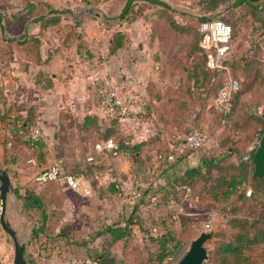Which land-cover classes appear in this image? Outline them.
<instances>
[{
	"label": "crops",
	"instance_id": "0c3cea01",
	"mask_svg": "<svg viewBox=\"0 0 264 264\" xmlns=\"http://www.w3.org/2000/svg\"><path fill=\"white\" fill-rule=\"evenodd\" d=\"M29 1L38 0H0V6H13L12 12L8 7L7 13L0 11L10 17L21 14ZM40 13L44 12L34 15ZM52 15L55 14L44 19ZM60 15L58 20L45 26L41 24L44 19L37 23L29 22L30 19L24 21L23 31L27 27L28 36L19 40H13L12 36L23 34L10 33L9 20L2 17L5 30L0 29V167L6 169L13 186L6 200L5 218L24 245L28 264H69L72 257L82 260L88 256L95 257L98 264H123V260L128 264L127 246L136 231V223L127 240L113 243L105 229L116 221L123 225L124 218L132 212V203L111 190L112 173L127 177L135 173L137 162L123 151L117 155L99 153L94 144L102 139L100 133L91 126L85 132L80 131L84 116L98 112L91 77L100 74L116 81L130 78L153 104L150 116H144V109L133 110L128 121L120 123V130L114 133L118 139L130 136L140 141L157 132L156 139L144 144L140 153L146 162L147 155L151 160L148 165H141L144 170L137 172L141 187L146 189L153 179V184L157 180L155 155L159 149L168 153L166 167L174 164L166 170L167 174L196 165L199 159L198 154L176 140L183 131L182 126L166 121V104L175 95L170 92L189 96L184 85L187 65L171 57V42H163V36L171 31L162 17H152L145 24L127 23L119 27L126 33V43L109 53L113 31L107 36V29L101 28L94 18L79 23L69 14ZM65 15L73 22L61 24ZM74 25L82 31V39L91 51L88 57L83 49L78 51ZM165 27L169 31H164ZM99 35L106 37L102 43L98 42ZM263 54L264 51L260 56L262 62ZM16 119L40 125L41 147L26 144L19 137ZM100 123L106 126L109 121L104 119ZM70 137L75 144L90 145V151L75 157L81 159L83 166L98 162L103 168L91 165L90 173L70 172L79 178V190L70 188L63 179L36 182L34 175L39 170L60 160L57 155H63L65 144L71 143ZM30 194L40 198L41 209L46 214L43 229L35 234L34 228L39 226L41 218L40 210L24 206L23 197ZM1 246L0 235V264H13V255Z\"/></svg>",
	"mask_w": 264,
	"mask_h": 264
},
{
	"label": "rangeland",
	"instance_id": "374dc122",
	"mask_svg": "<svg viewBox=\"0 0 264 264\" xmlns=\"http://www.w3.org/2000/svg\"><path fill=\"white\" fill-rule=\"evenodd\" d=\"M124 1L125 0H38L34 1L36 5L34 13L40 11L47 12L51 7L70 8L73 11H76V17H74V19L79 20V23H81L82 20H92L93 18L91 13L85 11V8L93 7L102 10L109 15H115L119 12ZM166 1L181 9L191 10L199 14H209L201 12L199 0ZM144 2L145 1H137L131 6L132 9L129 17L132 18L130 20H106L102 16H98L94 19L98 22L97 24H99L101 28L104 27L107 29L106 35L108 36L112 31L114 32L124 24H145V22L152 17H160V6ZM228 2L222 4L216 10L222 8ZM46 6H49V8ZM7 7L8 6H0V9L7 13L5 9ZM8 10L12 12L13 6H9ZM216 10L210 13H214ZM223 14H221L220 17L226 20ZM36 15L38 14H35L34 16ZM174 18L180 22H191L194 25H197V20L193 16L174 12ZM8 20L10 33L23 34L24 23L17 21V15L13 17L9 16ZM70 22H73V20L69 15H65V18L61 20V24L64 25L70 24ZM252 29V22L249 19L243 18L238 38L232 42V54L236 52L239 54L242 51L253 53L255 49L253 43L257 42L256 58L261 61L262 70L264 71V62H262L260 58L264 51V47H261V43L264 41V30H255L253 34H250ZM163 30L169 31L170 29L168 30L167 27H165ZM170 31L171 32L163 36V42H171V47L173 49L169 50L172 52L171 57L177 58L181 63L186 62V64H189V53L192 39H190V36L187 33ZM99 37L100 39L98 40V37L94 36V39L98 40L99 43H102L106 38H103V35H99ZM250 39L255 41L250 42ZM237 42H239L238 46L236 45ZM231 60L232 58L226 63L228 66L227 71L217 70L211 76L205 75L203 78L202 76L198 77L197 81H194L196 76H190L189 80L184 82L186 88L185 91L188 92L189 95L188 98L184 96L185 94L182 95L179 91L171 90L172 92H170V94L173 93L175 95H172L171 102L166 104V109L168 111V118L166 121L171 120V123L176 126H182L181 129H183V131L179 134L176 140L182 141L183 145V137L188 130L194 126H200L203 129L205 137L199 147L189 149L184 145L185 148L198 155L200 153L211 154L214 152H220L227 144L228 146H233L234 144L229 142L230 139L225 140L226 133L230 132V129H232L230 125H232L237 118H243L242 114L255 112L254 110L260 111L264 105L263 81V83L257 87L247 89L240 94L239 101L237 100V102H239L237 109L239 117L233 115V120H228L227 116L224 115L227 111H220L217 108L214 98L217 95L218 89L225 80H227L229 75L233 76V74H235L237 76L240 73V70L237 67L235 72L231 70ZM197 74L199 73H196V75ZM199 80L200 82L202 80V82L197 83ZM176 83L178 82H175L174 84ZM241 87L242 85H240L239 90ZM157 99L160 98L157 97ZM95 108L97 109L96 96ZM152 109L153 104L151 103L148 109V116H150V111ZM101 114L108 116L106 113L101 112ZM147 115L144 114V116ZM111 136L118 140L117 134H112ZM245 136V133L241 131L237 134H233L232 138H235L234 141L241 140V153L244 154V156H247L249 152L253 150L251 145L258 141L259 138L254 134L251 139L242 141ZM70 139L71 143L65 144V149L63 150L62 155L63 157L57 155L60 160H55V162H58L65 171L75 174H84L92 172L91 165L97 166L100 169L103 168L104 165L98 162L96 165L95 163H87L83 166L81 159L75 157H82L86 152L90 151V145L84 142L75 144L71 137ZM161 150L162 149H159V152L164 154ZM90 154L93 155L91 152ZM155 156V158H157V155ZM150 161L151 160H148L147 163ZM137 176L139 180V175L137 174ZM189 188L190 190L187 193L185 190H180L178 198H172L167 202L163 201V199H159V197L147 198L148 200L146 203L141 206L140 214H142V216L140 217L139 215L136 221V231L133 232V236L128 242V264H176V261L185 251L190 240L196 236L200 230L209 227L214 228L215 233L213 239L209 241V258L204 264H236L232 258L228 259V261L223 260V256L219 251L220 245L223 242L233 240L235 233L239 230L240 225L238 222L233 223L231 220L234 216L235 218H241L242 220L246 218L248 222L257 220L259 225L264 226L263 199L260 197H252L242 201L236 198H228L227 200L222 201L216 200L209 194L205 193L199 183H195L194 187ZM167 223H171L176 239L179 240V246L173 248V243L168 242L166 244V251L171 250V252H174L166 255L161 260V263H159V260L157 259V254L160 252L158 238L165 231V224ZM0 235L2 250L13 255L12 238L1 225ZM243 252L244 255L248 257L251 264H264V242L251 243L244 247ZM121 262H123V264L126 263L124 260Z\"/></svg>",
	"mask_w": 264,
	"mask_h": 264
},
{
	"label": "trees",
	"instance_id": "16d2710c",
	"mask_svg": "<svg viewBox=\"0 0 264 264\" xmlns=\"http://www.w3.org/2000/svg\"><path fill=\"white\" fill-rule=\"evenodd\" d=\"M228 1L230 0H199L200 10L203 13H210ZM25 7V12L13 15H17V21L19 22H24L34 16V11L36 9L35 3L29 1ZM46 7L49 8V6ZM131 9L132 7L128 9L123 20H130L132 18L129 17ZM0 14L5 20L9 17L1 11ZM223 15L226 18V20H224L230 24L232 29L231 43L238 38L243 18L249 19L252 22L253 29L250 34H253L255 30H264V0H244L241 4L229 9ZM60 16V14L52 15L44 19L41 24L42 26H45L58 20ZM160 17L167 21L170 30L187 33L190 36V39H192L189 53V64H186V81L189 80L192 75L196 76L194 81H197L198 77L202 76L203 78L205 75L211 76L217 71L206 65L205 53L199 45L200 34L197 26L198 22L197 25H194L191 22H180L174 18V12L163 7L160 8ZM73 34L79 39L77 43L78 51L83 49L86 56H90L91 51L86 46L84 39H82V31L76 29V25H74ZM126 40V33L123 30H115L112 34L111 41L108 44L109 53H113L120 47L124 46ZM251 41L254 42L255 40L250 39V42ZM253 44V47H255L253 53L242 51L239 54H237V52L232 54L231 48L225 60V63H227V61L232 58L231 70L233 72H235L236 67L239 68L240 73L237 76L233 74V76L238 79L239 87L242 85L241 89L239 90L238 88L234 93L231 101L232 104L224 114L227 116L228 120H233V115H239L237 112L239 102H237V100L239 101L240 94L247 89L257 87L264 81L262 63L256 58L257 42H254ZM236 45L238 46L239 42H237ZM196 73L199 74L196 75ZM201 82L199 80L197 83ZM150 104L151 101L148 98L144 107L145 115L148 114ZM254 111L255 112L242 114L243 118L238 116L239 118L230 125L232 129H230L231 131L229 130L230 132L226 133L225 140L230 139L229 142L234 144L233 146H228L227 144L220 152H214L211 154L200 153L196 165L186 166L181 168L178 172L171 171L167 174L165 173L166 170L172 168L174 164H168V167H166V164L164 163L168 161V153L163 154L158 151L156 153L157 165L155 167V169H158V172L155 170V175L157 173L156 182L154 184L153 182H150L146 189H143L139 184L137 176V188L140 190L141 195L134 200H128L132 203V212L128 217L124 218L125 223L123 225L120 224V221H116L108 225L105 229L109 233L110 242L113 243L119 239L127 240L132 235V225L136 223L140 215V206L146 203L148 197H159V199H163V201L167 202L172 198H178L180 190H184V185L194 187L195 183H199L201 188L204 189V192L216 200L225 201L228 198H236L245 201L252 197H260L264 201V179L253 175L254 164L252 157L254 150H251L247 156H244V154L241 153V140L234 141L235 138H232L233 134H237L241 131L246 135L242 141L251 139L254 134L257 138H260L261 135L264 134V105L260 111ZM99 113L101 114L99 111L87 113L84 116V120L79 125L80 131L85 132L88 127L91 126L94 127L95 131L100 133L102 138H106L120 130V121L116 114H108V116H104ZM104 119L109 121V124L106 126H102L100 123V120ZM17 121H20L21 127L25 131H28L32 125V123H28L23 119H16L15 123ZM16 133L26 144L35 147L42 146V143L40 142L41 135L36 140H32L25 134L20 135L17 127ZM156 137L157 132L140 141L132 140L130 136L129 138L127 137L125 139L117 140L119 150L130 154L134 162H137V167L133 170L136 174L144 170V168L141 167L142 164H149L140 156L142 146L146 143H151ZM179 142L182 143V141ZM147 156L146 160H150V156ZM117 176V174L112 173V178L110 180L111 190L122 196L121 191L116 186ZM23 199L26 208L40 210L41 221L39 226L34 228V234L38 233L43 229L46 218L44 210L41 209L43 204L40 198L34 194H30L27 198L23 197ZM231 220L233 223L238 222L240 226L238 232L235 233L233 240L223 242L220 245L219 251L223 256V260L228 261V259L232 258L236 264H251L248 257L244 255L243 249L251 243L264 242V226L259 225L257 220L248 222L246 218L242 220L241 218H235V216ZM158 241L160 252L157 254V259L159 260V263H161V260L166 255L174 252H171V250L166 251V244L168 242L173 243V248L179 246V240L176 239L171 223L165 224V231L159 236Z\"/></svg>",
	"mask_w": 264,
	"mask_h": 264
},
{
	"label": "built area",
	"instance_id": "2783aa9c",
	"mask_svg": "<svg viewBox=\"0 0 264 264\" xmlns=\"http://www.w3.org/2000/svg\"><path fill=\"white\" fill-rule=\"evenodd\" d=\"M197 26L200 34L199 45L205 53L206 65L214 70L227 71L228 66L225 60L232 48L230 24L220 16H214L209 20L198 22ZM91 83L96 96L97 110L109 115L116 114L120 123L127 122L133 110H142L147 103V95L137 89L130 78L116 81L104 75L93 74ZM238 88V79L229 75L215 97L216 106L220 111H227L230 108L232 97ZM16 127L20 135L25 134L32 140H36L41 135V127L36 123L32 124L28 131L21 127L20 121L16 122ZM204 137L203 129L200 126H194L184 134V145L189 149H195L202 144ZM257 145L258 141L252 144L251 148L255 150ZM94 149L99 153H110L111 155H117L120 152L118 142L112 136L100 139L94 144ZM60 179H63L74 190H79L81 187L79 178L65 171L58 162L51 163L34 175V180L38 183ZM116 181V186L125 199L134 200L141 195L137 188L138 180L135 173L127 177L117 176ZM183 187L186 193L190 190L189 186L184 185ZM69 264H98V260L92 256L82 260L72 257Z\"/></svg>",
	"mask_w": 264,
	"mask_h": 264
},
{
	"label": "water",
	"instance_id": "95a60500",
	"mask_svg": "<svg viewBox=\"0 0 264 264\" xmlns=\"http://www.w3.org/2000/svg\"><path fill=\"white\" fill-rule=\"evenodd\" d=\"M137 1H145L151 4L158 5L165 9H168L172 12H178L180 14H185L193 16L196 18L197 22H202L209 20L214 16H220L225 11L238 6L244 0H231L222 8L216 10L214 13L209 14H199L191 10H185L178 8L166 0H125L119 12L115 15H109L106 12L95 9L93 7L85 8V11L92 14L93 18L102 16L106 20H122L128 9ZM51 14H69L73 17H76L75 12L70 8H58L51 7L47 12L40 13L36 16H33L29 22L37 23L43 20L46 16ZM78 22V21H77ZM0 29L5 30L4 22L2 15L0 14ZM28 36V28H25V32L20 36H12L13 40L26 39ZM253 175L258 176L264 179V134L258 140V145L253 153ZM13 190L11 178L6 171V169L0 167V225L2 228L10 235L12 238L13 245V264H28L25 257L24 245L18 240L16 231L11 227L10 223L5 218V207L6 200L9 192ZM215 229L212 227L204 228L199 231V233L194 236L185 251L180 255L176 264H204V262L209 258L210 245L209 241L213 239Z\"/></svg>",
	"mask_w": 264,
	"mask_h": 264
}]
</instances>
